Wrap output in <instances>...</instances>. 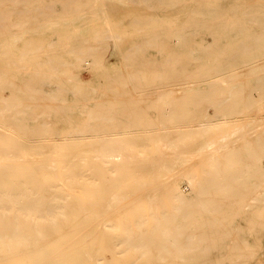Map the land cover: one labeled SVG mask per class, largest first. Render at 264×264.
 Listing matches in <instances>:
<instances>
[{"label":"bare ground","instance_id":"1","mask_svg":"<svg viewBox=\"0 0 264 264\" xmlns=\"http://www.w3.org/2000/svg\"><path fill=\"white\" fill-rule=\"evenodd\" d=\"M27 27L52 32L0 41V264H262L264 0H0V39ZM87 65L119 95L73 127Z\"/></svg>","mask_w":264,"mask_h":264},{"label":"rangeland","instance_id":"2","mask_svg":"<svg viewBox=\"0 0 264 264\" xmlns=\"http://www.w3.org/2000/svg\"><path fill=\"white\" fill-rule=\"evenodd\" d=\"M105 8H109V7L107 6ZM125 9L132 10V12L130 13V15H132V16L144 15L143 11L145 10V8L140 7V6H125ZM10 18L13 21L16 20L15 15H11ZM49 24L52 25V23H49ZM88 25H91V24L90 23L79 24L80 31L85 32V30L89 28V27H86ZM57 27L59 29V22L57 23ZM17 31H18V28H17ZM22 31H25V32L19 33L20 35H15L12 38L0 39V41L2 43L12 44V45L4 46L3 48L15 49V50H23V49L33 48L35 46H31V45L28 46L27 41H29L30 39H28L25 34L27 32L32 33L33 35H38L39 33H42V36H46V35L51 34L52 29H46L43 31H37L36 32V31H32L31 27H27V28L23 29ZM208 40L211 41V39H208ZM39 41L40 42L45 41V43L42 45L40 44V42L38 43V47H42V49H44L45 51H48V50L53 51L54 49L57 50V48H59V39H57V40L50 39V40H44V41L40 39ZM53 56L54 55H52L51 57H53ZM117 63H119L118 60L116 61V64ZM76 71H77V73H76ZM72 72H73L72 75H74L75 77H77L78 80H80L79 85L77 87H75L76 89H80L81 91H84V93H87V94L92 93L95 98H98V97L102 98V100L100 102H97V101L93 102L91 100V101H87L86 103H79L80 105H77V109L74 111L73 117L71 118L73 120L72 121L73 127H75V126L79 125L80 123H82L88 119L87 114L89 111H94V106L99 105L101 103L113 102V100H112L113 97L118 96L119 94L112 93V90L110 89L111 84H112V83H110V78H107V77L102 76V75H98L96 72H94L92 70L90 65L84 66L83 68H80L79 70L73 69ZM110 74H111V72H110ZM134 76H135L134 74L133 75H131V74L129 75L128 73L124 74L125 79L130 78V77L134 78ZM127 84H128V82L124 81V84H121L120 87L126 86ZM133 84L135 85V81L133 82ZM104 91H106V92H104ZM131 93H129L128 95L131 96L132 95ZM138 93H139V91H137L134 94H138ZM4 96L8 97V96H10V93L7 90H5ZM210 112L212 113L213 110L211 109ZM49 120H53V119H49ZM61 127L62 126H59L58 129H61ZM62 128H66V127H62ZM56 137H58V136H56ZM260 259H261L260 262H262V264H264L263 263L264 258L262 257Z\"/></svg>","mask_w":264,"mask_h":264}]
</instances>
